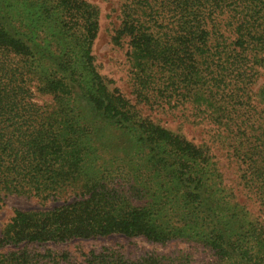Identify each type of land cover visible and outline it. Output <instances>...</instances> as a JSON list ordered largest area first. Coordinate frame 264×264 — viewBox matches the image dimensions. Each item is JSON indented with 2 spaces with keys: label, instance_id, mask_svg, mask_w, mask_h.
I'll return each instance as SVG.
<instances>
[{
  "label": "rangeland",
  "instance_id": "1",
  "mask_svg": "<svg viewBox=\"0 0 264 264\" xmlns=\"http://www.w3.org/2000/svg\"><path fill=\"white\" fill-rule=\"evenodd\" d=\"M75 1L82 5L86 2L97 9V16L92 14L87 22L90 28L95 24L89 57L113 100L120 101L117 110L125 115L115 114L111 121L106 119L93 124L88 121L96 131V152L81 155L83 160L73 180L59 191L45 189L38 194L0 195V264H90L91 260H96L94 256L100 254L119 256L125 264L151 256H162L165 262L173 264H231L227 252L223 255L215 247L179 237L157 241L144 234L110 232L69 236V233L76 224L103 223L111 214H116L122 205L118 206L116 194L122 195L135 209L153 205L152 192L156 189L161 201L173 198L160 186V178L153 177L154 166L148 161L145 163L148 159L145 155L155 153L153 144L147 140L150 135L161 137L176 150L190 154L182 157L180 152L176 156L180 157L179 163L173 166L178 175L180 170L210 164L216 185L206 195L207 202L217 208L219 214L230 211L237 218L245 219L233 224L237 234L252 232L253 237L264 241V187L261 185L264 177V44L246 37L241 46L237 42L238 35L224 26L217 31V39L211 35L213 45L228 58L222 68L212 66L218 70V79L221 73L226 75L225 81L218 84L220 91L215 89L212 74L208 75V70L203 71L202 67L199 71L206 77L195 84L199 75H195L193 65L185 71L192 74L185 80L180 77L178 88H174L166 80L167 69L160 68L153 60L135 58L129 36L116 39L123 17L121 4L125 0ZM144 19L153 22L149 13ZM20 24L17 21V25ZM149 33L159 40L171 38L165 29L157 26H152ZM181 40L184 43L185 39ZM185 47L181 45L179 51L184 58L192 53L189 46ZM15 60L16 57L10 62L13 71L25 63L21 60L17 64ZM33 72L27 74L30 101L35 104L39 118L51 116L52 130L60 126L69 128L70 117L76 120L78 111L89 110L85 99L74 101L60 83ZM197 95L207 97L212 104L199 103ZM93 113L90 107V114ZM116 118L122 123L115 122ZM80 119L82 121L75 125L85 127L84 117ZM157 151L161 156L162 150ZM251 161H256V165L250 164ZM256 177L260 179L253 181ZM178 188L174 197L183 196L185 188ZM221 201L224 211L223 206H219ZM230 205H233L232 210H227ZM68 227L70 231L65 235Z\"/></svg>",
  "mask_w": 264,
  "mask_h": 264
},
{
  "label": "trees",
  "instance_id": "2",
  "mask_svg": "<svg viewBox=\"0 0 264 264\" xmlns=\"http://www.w3.org/2000/svg\"><path fill=\"white\" fill-rule=\"evenodd\" d=\"M95 9L86 2L77 4L75 0H0V195L13 192L38 194L45 189L59 191L73 180L83 160L81 155L96 152V131L88 121L93 124L106 119L111 121L115 114L125 115L117 110L120 101L113 100L89 57L95 24L90 28L87 22L92 14L97 16ZM148 13L154 24L144 19ZM86 15L87 19H84ZM121 15L116 39L129 36L135 58L153 60L160 68L167 69L166 80L174 88H178L180 77L185 80L192 74H185V71L193 65L195 75H199L195 84L206 77L199 71L202 67L203 71L208 70V75L212 74L215 89L220 91L218 84L225 81L226 75L221 73L218 79V70L212 66L221 65L222 68L228 58L213 45L211 35L217 39V31L224 26H229L233 34L238 35L237 42L241 46L246 37L264 44V0H125L121 4ZM220 17L226 20H220ZM152 26L165 29L171 38L156 39L149 33ZM181 38L185 39L184 43ZM181 45L189 46L192 53L184 58L179 52ZM15 57L17 64L25 61L18 71H13V63H10ZM29 72L43 74L46 80L60 83L74 101L85 99L89 110L82 112L79 109L76 120L70 117L69 128L61 129L60 126L58 130H52L51 116L39 118L35 104L30 101ZM195 98L199 103L212 104L203 95ZM90 107L93 114H90ZM83 117L86 126H76L75 122L79 124ZM116 119L115 122L122 123ZM147 140L153 144L155 153L146 154L145 163L148 161L154 166L153 177L160 178V186H164L173 198L161 201L159 189H156L152 192L154 201L149 208L154 207L149 212L145 206L131 207L122 195L116 194L118 206L122 204L116 214H111L103 223L76 224L71 231L68 227L65 235L69 231V236L122 232L144 234L157 241L179 237L215 247L223 255L227 252L231 264H264V241L253 237L252 232L237 234L233 225L236 220L245 219L237 218L230 211L219 214L217 208L207 202L209 197L206 195L216 185L210 164L180 170L178 175L173 163H179L180 157L176 156L182 151L161 137L147 135ZM157 150H162L161 156ZM188 155L182 152L181 156ZM250 164L256 165V161ZM256 179L260 177L253 181ZM261 185L264 187V177ZM178 187L185 188L183 196L174 197ZM219 206H223L222 201ZM232 206L226 209L232 210ZM94 259L90 264H125L121 257L113 254H100ZM164 259L151 256L127 264L174 263Z\"/></svg>",
  "mask_w": 264,
  "mask_h": 264
}]
</instances>
